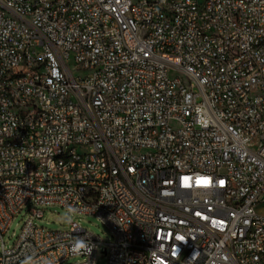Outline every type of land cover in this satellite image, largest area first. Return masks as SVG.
<instances>
[{
	"label": "built area",
	"instance_id": "built-area-1",
	"mask_svg": "<svg viewBox=\"0 0 264 264\" xmlns=\"http://www.w3.org/2000/svg\"><path fill=\"white\" fill-rule=\"evenodd\" d=\"M0 243V264H264V0H0Z\"/></svg>",
	"mask_w": 264,
	"mask_h": 264
},
{
	"label": "rangeland",
	"instance_id": "rangeland-1",
	"mask_svg": "<svg viewBox=\"0 0 264 264\" xmlns=\"http://www.w3.org/2000/svg\"><path fill=\"white\" fill-rule=\"evenodd\" d=\"M32 204L28 203L11 221L7 232L3 235V242L6 248H10L16 242V239L22 229L24 222L31 214ZM43 215L41 218H34L37 226H43L52 230H62L68 227V220L72 219L78 222L82 227L97 235L103 243L111 241L109 228L94 215L68 214V211L59 206H43ZM1 252V243H0ZM82 260L80 256H71L62 264H74ZM95 264H105L103 254V245L99 246L95 258Z\"/></svg>",
	"mask_w": 264,
	"mask_h": 264
},
{
	"label": "clouds",
	"instance_id": "clouds-1",
	"mask_svg": "<svg viewBox=\"0 0 264 264\" xmlns=\"http://www.w3.org/2000/svg\"><path fill=\"white\" fill-rule=\"evenodd\" d=\"M72 251L75 254L79 255V254L89 253L91 251V249L85 240L78 238V239H76V241L73 244ZM25 264H27V260L25 261Z\"/></svg>",
	"mask_w": 264,
	"mask_h": 264
}]
</instances>
